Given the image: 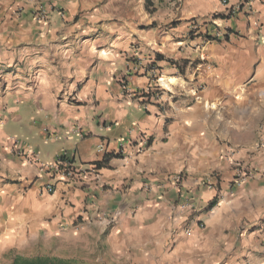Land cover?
Segmentation results:
<instances>
[{
	"label": "crops",
	"instance_id": "obj_1",
	"mask_svg": "<svg viewBox=\"0 0 264 264\" xmlns=\"http://www.w3.org/2000/svg\"><path fill=\"white\" fill-rule=\"evenodd\" d=\"M115 1L0 0V126L44 144L0 130V264L70 235L110 263L264 264V0H172L148 30L123 0L126 31L87 33Z\"/></svg>",
	"mask_w": 264,
	"mask_h": 264
},
{
	"label": "rangeland",
	"instance_id": "obj_2",
	"mask_svg": "<svg viewBox=\"0 0 264 264\" xmlns=\"http://www.w3.org/2000/svg\"><path fill=\"white\" fill-rule=\"evenodd\" d=\"M150 3L147 4V6L144 7L143 0H132L133 2V12L135 14L134 19V28H138L141 30H145L151 26V24L154 25V21L146 25L144 20H140L141 16L139 17V13H145L148 17H155L160 14V12H165L168 3L172 0H149ZM106 3V0H104ZM115 8H113L114 15L116 17L115 24L106 21L107 15L106 12L111 11V8H105V12L103 14V18L106 19L104 22H101L99 24H84V27L88 26V30H86L87 33L93 35L96 34H107L112 33L113 31L115 33H122V31H126L127 28L125 26H129L128 24H123L121 21V17L126 13L129 12L127 10V7H122L123 0H116L115 1ZM141 11L139 12V5H142ZM170 7V6H169ZM95 10V9H92ZM127 10V11H126ZM143 15V14H142ZM139 17V18H138ZM114 29L112 30V28ZM121 37V36H118ZM34 122V124L32 123ZM37 121L30 119L29 117H23L21 119H15L12 120V118L8 117V120L5 123H2L0 126V130H2L10 139L11 141L20 142L23 143L27 148L32 151V149L36 146L38 148H42L44 146L43 139L39 136V128L36 124ZM32 123V124H31ZM30 146V147H29ZM35 146V147H34ZM16 153L18 156L24 155V150L22 148H16ZM68 238V239H67ZM75 238H78L77 236L70 235L68 237L64 236V239L61 241H53L50 246V249L41 247L40 250H36L33 252V254H49L59 257H66V258H74L80 262H84L86 264H121V263H110L107 262L110 259H107V256L103 254L102 252H99L95 249L94 243L91 241H86L87 243L84 245L86 246L85 249H82L79 247V245H83L84 242L76 241ZM48 245V244H47ZM46 245V246H47ZM47 250V253H44V251Z\"/></svg>",
	"mask_w": 264,
	"mask_h": 264
},
{
	"label": "built area",
	"instance_id": "obj_3",
	"mask_svg": "<svg viewBox=\"0 0 264 264\" xmlns=\"http://www.w3.org/2000/svg\"><path fill=\"white\" fill-rule=\"evenodd\" d=\"M255 0H235L232 4L230 3L229 0H220V3L222 5H225L226 7H229L228 15H235L237 13L243 12L244 14H250L252 12V3ZM44 15L41 14V18ZM217 37V34L215 35ZM154 71V69H151ZM157 82L161 81L162 78L161 76L157 77ZM102 150V148H99V151ZM63 159V158H62ZM54 170L57 173H60L64 177H73L74 174L76 173L75 168L72 166L71 163H69L66 160H61L60 162L56 163L54 165ZM175 180H180L179 176L175 177ZM46 191L52 192L53 191V186L52 185H46L45 187Z\"/></svg>",
	"mask_w": 264,
	"mask_h": 264
},
{
	"label": "trees",
	"instance_id": "obj_4",
	"mask_svg": "<svg viewBox=\"0 0 264 264\" xmlns=\"http://www.w3.org/2000/svg\"><path fill=\"white\" fill-rule=\"evenodd\" d=\"M148 4V3H147ZM147 93H142L140 96H146ZM104 161L95 163V167L106 166ZM9 264H86L74 258L59 257L49 254H35V255H22L14 254Z\"/></svg>",
	"mask_w": 264,
	"mask_h": 264
}]
</instances>
